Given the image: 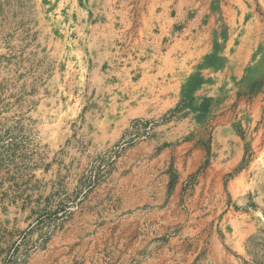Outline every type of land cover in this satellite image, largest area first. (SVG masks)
Segmentation results:
<instances>
[{
  "label": "rangeland",
  "instance_id": "374dc122",
  "mask_svg": "<svg viewBox=\"0 0 264 264\" xmlns=\"http://www.w3.org/2000/svg\"><path fill=\"white\" fill-rule=\"evenodd\" d=\"M0 264H264V0H0Z\"/></svg>",
  "mask_w": 264,
  "mask_h": 264
}]
</instances>
